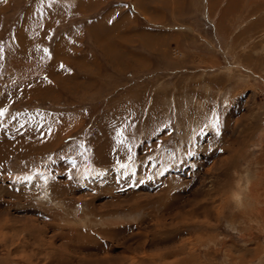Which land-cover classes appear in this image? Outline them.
<instances>
[{
	"label": "rangeland",
	"instance_id": "obj_1",
	"mask_svg": "<svg viewBox=\"0 0 264 264\" xmlns=\"http://www.w3.org/2000/svg\"><path fill=\"white\" fill-rule=\"evenodd\" d=\"M141 1L0 0V264H264V0Z\"/></svg>",
	"mask_w": 264,
	"mask_h": 264
},
{
	"label": "crops",
	"instance_id": "obj_2",
	"mask_svg": "<svg viewBox=\"0 0 264 264\" xmlns=\"http://www.w3.org/2000/svg\"><path fill=\"white\" fill-rule=\"evenodd\" d=\"M140 1H141V0H140ZM141 3H142V4H141V5H142V8L145 9L146 11H148V10H147V6L144 5L145 3H144L143 1H141ZM148 12H149V11H148ZM150 12H151V9H150ZM20 173H21V172H20ZM25 174H26V173H25ZM29 175H30V174H29ZM29 175L26 174V175H25V178H28L27 176H29ZM31 175H32V177H33V174H31ZM29 178H30V177H29ZM33 178H34V177H33Z\"/></svg>",
	"mask_w": 264,
	"mask_h": 264
},
{
	"label": "snow or ice",
	"instance_id": "obj_3",
	"mask_svg": "<svg viewBox=\"0 0 264 264\" xmlns=\"http://www.w3.org/2000/svg\"><path fill=\"white\" fill-rule=\"evenodd\" d=\"M6 111V110H5ZM3 113L2 112H0V115H2Z\"/></svg>",
	"mask_w": 264,
	"mask_h": 264
},
{
	"label": "bare ground",
	"instance_id": "obj_4",
	"mask_svg": "<svg viewBox=\"0 0 264 264\" xmlns=\"http://www.w3.org/2000/svg\"><path fill=\"white\" fill-rule=\"evenodd\" d=\"M31 13H32V11H31ZM27 17H29V16H27ZM20 175V174H19Z\"/></svg>",
	"mask_w": 264,
	"mask_h": 264
}]
</instances>
